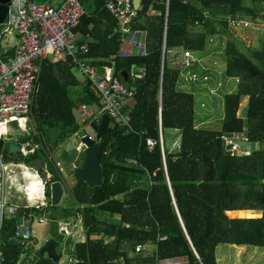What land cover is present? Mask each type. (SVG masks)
Here are the masks:
<instances>
[{
  "label": "trees",
  "instance_id": "1",
  "mask_svg": "<svg viewBox=\"0 0 264 264\" xmlns=\"http://www.w3.org/2000/svg\"><path fill=\"white\" fill-rule=\"evenodd\" d=\"M93 1L97 6L93 13L80 2L84 15L73 33L91 38L82 57L100 74L111 67L124 86L135 87L132 104L126 108L129 127L117 128L110 122L99 152L102 184L88 187L77 181L73 189L82 208L70 211L48 206L54 209L48 218L55 225L71 216L82 218L89 240L78 244L75 254L90 264H218L217 250L222 245L264 251V38L260 47L244 51L229 24L262 20L264 0H141L131 32L145 34L142 57L119 56L124 36L106 10L109 0ZM150 12L156 16L150 17ZM104 23L107 29L100 34ZM210 38H224L225 76L238 79L237 89L224 96L219 130L196 125L195 96L177 90L179 70L168 64V56L175 50L204 52ZM16 54L1 53L6 62ZM132 66H143L144 76L138 82L129 77L124 82L121 73L129 74ZM72 68L68 60L41 64L32 107L39 138L31 136L40 149L20 161L27 166L40 161L35 167L43 178L42 168L46 164L52 168L49 153L58 145L84 132L87 125L98 132L97 118L82 127L73 117L77 105L99 107V101L86 81L80 84L75 79ZM245 98L247 110L240 118ZM175 130L180 133V142L171 149L168 141ZM239 134L258 143L260 149L249 155L227 151L228 142H236L234 136ZM112 138L115 142L108 151ZM147 139L154 141L153 150L147 149ZM61 158L70 165L66 153ZM45 195L49 196L48 187ZM242 211L255 212L260 218L228 217ZM44 212L34 213L41 216ZM21 216L4 224L0 264H17L22 254L33 251L14 239Z\"/></svg>",
  "mask_w": 264,
  "mask_h": 264
},
{
  "label": "built area",
  "instance_id": "2",
  "mask_svg": "<svg viewBox=\"0 0 264 264\" xmlns=\"http://www.w3.org/2000/svg\"><path fill=\"white\" fill-rule=\"evenodd\" d=\"M56 0H48L45 3H34L32 0H13L12 14L15 12L17 21L9 23L5 33L16 31L20 36L17 54L8 62L3 60L0 53V144L5 139L8 129L16 124L18 128L33 136L30 129V118L38 81L41 72V63L48 55L69 59L70 63L83 76L88 83L89 90L99 101V107H89L80 104L76 110V118L82 125L89 124L97 116H107L117 128L129 127L130 113L126 108L132 100L133 91L114 75L113 69H108L104 75L99 74L96 68L83 60L80 55L86 53V49L78 50L72 44V33L77 29L81 17L84 15L80 0H60L59 5H53ZM134 0H110L107 11L117 21L123 34H130L131 25L136 18L133 5ZM11 18V17H10ZM228 21H230L228 19ZM7 23V24H8ZM242 24L240 21H230L231 27ZM184 66L192 67V57L189 52L184 53ZM193 83L198 82L197 75L189 77ZM238 80V79H236ZM211 78L202 76L201 82L208 86ZM217 89H210V92ZM161 146L164 150L163 136L159 135ZM225 139H228L224 137ZM232 144L231 152L243 154L236 142ZM148 150H153L154 141L146 140ZM178 147V143L174 144ZM37 147L22 146L20 152L24 158L34 154ZM24 168L15 164H7L0 149V238L4 224L9 219L21 216L18 222L14 239L26 245L31 239L29 224L46 222L45 215L37 216L35 211H43L48 205L45 195L46 186L42 180H38L36 173L31 176L38 181L33 182L24 173L27 183H18L14 179L16 170ZM27 170V169H26ZM23 173V172H22ZM40 184L41 195L36 196L32 184ZM23 188V190H21ZM13 191L24 193L25 203L19 202V198H13ZM43 197V201L40 198ZM46 198V200H45ZM16 200L15 202H13ZM29 211V212H27ZM67 224L59 227L60 233L67 234ZM141 246L136 251H140ZM167 264H181L170 262Z\"/></svg>",
  "mask_w": 264,
  "mask_h": 264
},
{
  "label": "crops",
  "instance_id": "3",
  "mask_svg": "<svg viewBox=\"0 0 264 264\" xmlns=\"http://www.w3.org/2000/svg\"><path fill=\"white\" fill-rule=\"evenodd\" d=\"M32 1L34 3L48 2V0H32ZM139 1L141 2V0H139ZM59 2H60V0H56L52 4L56 6V5H59ZM80 2H83V6L90 13H93L97 9L96 2H94L93 0H80ZM80 5L82 7L81 3H80ZM134 10H135V7H134ZM82 11H83V8H82ZM135 12H136V17H137L138 11L135 10ZM83 13H84V11H83ZM149 16L150 17L156 16V13L150 12ZM166 17H167V12H166ZM16 21H17V15L14 12L13 15L11 16V18L8 20V22L15 23ZM7 23L5 25L1 26V28H0V53H4L5 55L17 52L18 46L20 43V36L16 31H12L10 33H5L6 28L9 26V23L8 24ZM196 25L198 26V24H196ZM106 29H107L106 24L105 23L102 24L99 28V33L103 34L106 31ZM119 32L124 36V38L122 39L121 51L119 54L120 57H142L145 55V34L144 33H135V32L132 33V32H130V34L126 35V34H123L121 32L120 28H119ZM115 33L118 34V31L116 29H115ZM165 36H166V33L164 30V34H163V41L164 42H165ZM211 42H212V40L210 38L207 41L205 51L202 52L200 56L196 55V53L189 52L191 54V57H192V67H190V68H186L184 66V62L186 61V59L184 58V53H186V52H183L182 50L178 49V50L171 52L168 56L169 66L171 68L179 70V77H178V81L176 83L177 90L182 91V92H186V93H190L193 96H196V94H195V91H197L196 90V84L193 83L192 81H190L189 77L193 76V75H198V73H203L204 74L203 76L209 74V76H211L213 78V84L217 85L215 87V89H217V92H215V90L213 91V93L210 92V95H211L210 96L211 97L210 105L208 106L205 103H202L201 108L204 109V111H203L204 113L199 117H197V115H196V123L198 124L197 125L198 127H201V125L203 126L205 124H208L218 117V110L220 108V100H223V97L225 96V94L232 92L230 89L231 85H229V84L233 80L230 82L226 81L227 78L225 76V70H226L225 59L223 58L222 55H221V57H219V55H217L215 53V49H213ZM91 43H92V40L88 35L83 36L81 34L72 33V44L75 46L76 49L81 50L82 48H85L86 52H87V48ZM85 54L86 53L80 55V57L83 60H85L86 63L91 65L89 59H85L84 57H82ZM67 60H68V62H70L69 59L58 58L54 55H48L47 58L44 59V61H47V62L52 63V64H56L59 62H67ZM216 60H218V62H219V65H220L219 68L217 67L218 65L216 63ZM91 66L96 68V70L98 71V68L96 66H93V65H91ZM137 67L138 66H132L129 74H127L126 71H123L124 76H122V75L121 76L124 78V82H127L128 77L130 78L131 82H133L134 80H136L138 82L139 80H141L143 78V76H144L143 66H142L141 78H138L135 75V68H137ZM73 69H76V68H74V66H73V68L71 69V72H72L73 76L75 77V79L80 84L85 82L82 75H81L82 76L81 79H77V77L73 73ZM108 69H113V68L107 67L105 69L104 73H102L101 75L106 74ZM221 82H222V85H221ZM237 86H238V83L235 82V84L233 86L234 89H237ZM131 87H133V86H130L129 89ZM78 89H80V87ZM212 89H214V88H212ZM131 104H132V101L129 103V106H131ZM79 105H77L76 108L73 110V117L75 118L76 123L83 127V126H85V124L82 125L81 123L78 122V120L76 118V110H77V107ZM223 106H224V104H223ZM195 114H197V113L195 112ZM102 118H103V115L97 116V120H99V121ZM29 124H32V126H33L32 128L30 127L31 130H33L35 128V130L37 131L36 123L33 120L32 116L30 118ZM17 132H20V137H21L19 140V143H15L13 146H11L10 149H7L5 151V154L1 153L3 158H4V161L7 164H15V165L24 167V168L18 169V170H22L23 173L22 172L20 173L18 170H16V173L14 175V179L17 180V182L20 184H22V183L26 184L27 181H26V178L24 176V173H26V176L28 175L30 180H33V182L38 181V180H42V182H49L52 184L55 181H59V176L63 175V176H65V179H67L68 187L70 190L69 193L64 192V194H65L64 196L65 197L67 196V200H66V203H63V205H61L62 204L61 202H62L64 196L61 198V202L58 206H52L50 204L49 196L47 197L48 205L43 208L45 210L43 215H45L44 217L46 218V222L42 223V224H34L37 227L34 231L31 230V240L25 246L26 247L31 246V247H33V251H35V249H37L40 245H42L47 239H53V240L58 242L57 251H58V253L61 254V256L63 258L60 260L61 261L60 264H68L71 259L76 260V261H84V260H79L77 255L75 254L76 246L80 243H87L89 240L88 231L84 229L82 218L80 216H77V218L71 216V217H68L64 220L63 219L57 220L56 225H55V223H52L53 221H51L48 218V215L54 213V211H53L54 209L52 210L49 208L51 206L57 207L58 209H67L70 211H74L76 209V207L82 208L81 205H78L76 203V200H75V197L73 194L74 186L76 185V182L79 180L73 179L70 174H71V170L74 167H79L82 165L84 158L81 160V156L82 155L85 156V154H84V152H82L80 150L81 149L80 139H82L85 136H89V135L85 134L84 136H81V137H79V136L82 133H79L77 135H73L70 139H68V141H69L68 143H63L61 145H58L57 149H55L54 152H50L49 153V156H50L49 160H51L53 163L52 168L50 169L47 164L42 168V172H43L42 174L44 175V178H43V176L39 173L38 169L35 167V166L40 165V161L35 162L33 166H27L22 161H20L21 158H24L20 152L22 146L30 145L32 148L34 146L37 147L35 153L30 155L29 157L34 156L36 154V152L40 149V144H36L34 142V140H33L34 137L27 135L26 132H24L22 129L18 128V126L16 124H13L8 129L7 134H6L7 136H5V139L2 142V146L4 147V144L6 142L12 143L13 142L12 137ZM87 132H88V130H87ZM160 135H161V132H160ZM96 136H97V134L94 135V137H92V136H89V137L94 139V138H96ZM161 136H163V135H161ZM172 136H173V143L172 144L173 145L175 143L179 144L180 137H181L179 131L175 130V131L170 132V139L168 141L169 144L172 142V140H171ZM27 138L30 139V141H26L24 143V141ZM38 138H39V134H38ZM69 143H71V146H72V143H74L73 146L76 145L75 148H73V146H72V150H74V156L69 157L70 161H71L69 163L70 165H68L67 162L61 158L63 153H68V152H65L66 150L64 151V149L69 145ZM64 145H66L65 148H64ZM60 146H62V148H60ZM3 147L0 148L1 152H2ZM59 148L62 151L59 153V156H58L56 153L59 151ZM173 148L176 149L177 147L173 146ZM68 151H69V149H68ZM29 157H27V158H29ZM76 164H78V166ZM34 173H36L38 175V180H36L34 177L31 178V176H33ZM34 187H35V183L32 184V189H34ZM21 190H23V188H21ZM39 192L41 193L40 188H39ZM13 198H16V200H17V198H19V202H21L23 204L25 203V196H24L23 192H22V194H19V193H16L13 191ZM16 200H14L13 202H15ZM40 200L43 201V197L40 198ZM45 200H46V198H45ZM63 224H67V229H68L67 234L59 232V227ZM54 229L57 231L55 235L53 232ZM56 236H60L61 239L58 240L56 238ZM92 238L93 237H90V239H92ZM106 240H108V238H106ZM29 257H30V255L22 254L20 256L17 264H29Z\"/></svg>",
  "mask_w": 264,
  "mask_h": 264
},
{
  "label": "rangeland",
  "instance_id": "4",
  "mask_svg": "<svg viewBox=\"0 0 264 264\" xmlns=\"http://www.w3.org/2000/svg\"><path fill=\"white\" fill-rule=\"evenodd\" d=\"M262 20H254V21H243L241 22L242 24H238L235 27H231V34L233 35V37H235L238 41L243 43V50L245 51L248 47L250 48H256V47H260L262 45V39L264 38V14L261 17ZM224 39V38H223ZM223 39H216V38H211L212 40V46L213 49H215V53L217 55H219V57H221V55L223 56V51H224V45H225V40ZM196 55H201V53H196ZM217 63V67L219 68V62L218 60H216ZM73 73L74 75L77 77V79H81V73L76 70L73 69ZM204 74L203 73H198L197 77H198V82L196 83V90L195 91V112L197 113V117L201 116L204 112V109L201 108V104L205 103L206 105H210L211 103V95H210V89L215 88L217 85L213 84V78L211 76H209V74H207L210 78L211 81L209 82L208 86L203 85V83L201 82V78ZM227 78V77H226ZM234 82H233V81ZM227 82H230L229 85H231L230 89L232 92H234L236 89H234V84L235 82L238 83V80H236L235 78H227L226 80ZM222 85V82H221ZM229 89V88H228ZM231 92V93H232ZM224 97L223 100H220V108L218 110V117L216 119H214L213 121H211L208 124L205 125H201V128H207V129H214V130H219L222 126V120L224 118ZM247 100L245 98V100L242 102L241 106H240V110L238 112V117L240 118H244L245 114H246V110H247ZM196 125H198L196 123ZM30 127L32 128V124H30ZM84 132H81L82 134H80L79 137L84 136L85 134L94 137V135H96V132H94L90 125L85 126L82 129ZM88 130V132H87ZM13 133V132H12ZM15 133V132H14ZM10 134V133H9ZM31 134H33V136H38L37 131L35 130V128L33 130H31ZM7 136V135H5ZM78 137V138H79ZM20 132H17L13 137L12 143H5L4 147L2 149V154H5V151L7 149H10L11 146H13L15 143H19L20 140ZM35 138V137H34ZM172 142L170 144H168V146L171 147V149L173 148V136H172ZM7 141V140H6ZM69 141L67 140L64 143H68ZM74 145V143H72V146ZM66 145H64L65 148ZM70 146V147H69ZM72 146L71 143H69V145L64 149L65 152L68 155V157H72L74 156V150H72ZM75 146H73V148H75ZM60 148H62V146H60ZM59 148V151L56 153L59 156V153L62 151ZM69 149V151H68ZM239 154V153H238ZM77 155V154H76ZM20 173L22 172V170H18ZM71 175V174H70ZM39 188H40V184H35L34 187V192L35 195H41V193L39 192ZM65 195V194H64ZM67 200V196L63 197L62 200V204L66 203ZM244 214H248V216L244 215ZM228 217L232 220H236V219H259L260 215H258L255 212H235L232 214H228ZM34 224H37L36 222L29 224V228L30 231H34L36 229L37 226H35ZM31 240V239H30ZM217 262L218 264H264V251L260 248H252V247H236V246H231V245H222L218 248L217 250ZM181 264H183L181 262Z\"/></svg>",
  "mask_w": 264,
  "mask_h": 264
},
{
  "label": "water",
  "instance_id": "5",
  "mask_svg": "<svg viewBox=\"0 0 264 264\" xmlns=\"http://www.w3.org/2000/svg\"><path fill=\"white\" fill-rule=\"evenodd\" d=\"M135 10L139 11L141 2L134 0L133 2ZM13 10V0H0V27L5 25L11 17ZM142 66L135 68V75L141 78ZM124 76V72L121 73ZM126 80V79H125ZM135 91L134 87L130 88ZM110 126V120L107 116L99 121V128L96 138L85 136L80 139L81 151L84 152V160L82 165L74 167L71 170V177L75 180L84 182L88 187L100 186L102 184V168L99 161V152L102 149L101 138L107 133ZM230 138V135H227ZM236 142L239 145L240 151L249 155L260 149V145L255 142L248 141L243 138L242 134L234 136ZM115 139L112 138L108 145V151L111 150L112 144ZM2 143L0 148H2ZM232 148V144L227 145L226 150L229 151ZM264 150V144L262 145ZM48 187L50 204L52 206H58L61 202V198L65 193H69V187L65 176H59V181H55L52 184L49 182H42ZM49 183V184H48ZM48 184V185H47ZM58 242L53 239H47L42 245H40L35 251L30 254L29 264H60V260L63 259L61 254L57 251ZM68 264H90L88 261H76L71 259Z\"/></svg>",
  "mask_w": 264,
  "mask_h": 264
},
{
  "label": "clouds",
  "instance_id": "6",
  "mask_svg": "<svg viewBox=\"0 0 264 264\" xmlns=\"http://www.w3.org/2000/svg\"><path fill=\"white\" fill-rule=\"evenodd\" d=\"M237 143V142H236ZM229 145V144H228ZM230 151V150H229Z\"/></svg>",
  "mask_w": 264,
  "mask_h": 264
}]
</instances>
